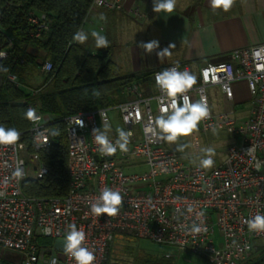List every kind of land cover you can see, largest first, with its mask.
Returning <instances> with one entry per match:
<instances>
[{
	"label": "built area",
	"instance_id": "1",
	"mask_svg": "<svg viewBox=\"0 0 264 264\" xmlns=\"http://www.w3.org/2000/svg\"><path fill=\"white\" fill-rule=\"evenodd\" d=\"M92 7L123 12L135 20L145 15L141 0H92ZM47 19L45 13L29 17L36 37L48 29ZM8 47H12L11 40L7 47L0 46V52L5 53L0 61L8 56ZM177 65L179 71L188 70L197 79L186 94L193 101L207 98L210 115L200 122L202 130L225 128L238 138L223 161L208 169L183 161L150 123L155 114H161L162 106L155 73ZM52 67V62L45 60L41 71L48 73ZM8 78L17 82L15 74ZM240 80L245 81L250 95L248 115L238 119L233 109L213 111L207 88L218 86L226 100L235 102L233 84ZM152 89L146 93L142 85L133 83L126 88L127 101L65 118L70 183L62 197L31 196L23 190L25 177L40 178L48 172L40 151L52 144L50 117L36 104L29 105L40 117L35 123L30 121L28 130L33 150H28L22 132L15 144L0 145V264H51L52 260L75 264L64 254L63 242L58 243L69 224L85 232L84 246L94 250V264H105L112 242L122 234L191 251L210 264H244L250 258L257 241H264V232L250 231L246 224L256 214L264 215V43L236 48L228 60L207 62L196 74L187 63L157 68ZM113 110L118 112L122 128L132 135L128 152L118 150L110 158L99 153L91 133L94 128L103 130L100 113H105L109 138L117 139ZM79 119L84 127L78 125ZM150 126L154 131L148 130ZM249 148L254 150L251 155ZM256 160L261 162L259 170ZM17 168L21 177L14 175ZM104 187L119 190L123 197L115 217H96L90 211ZM194 224L207 231L192 232ZM5 250L18 257H6Z\"/></svg>",
	"mask_w": 264,
	"mask_h": 264
},
{
	"label": "trees",
	"instance_id": "2",
	"mask_svg": "<svg viewBox=\"0 0 264 264\" xmlns=\"http://www.w3.org/2000/svg\"><path fill=\"white\" fill-rule=\"evenodd\" d=\"M91 3L92 0H0V46L5 48L12 41L8 56L0 61V66L8 69L6 73L0 71V124L24 133L28 150L32 151L30 121L24 118L25 111L34 103L50 117L52 144L40 151L48 172L40 178L29 175L23 179L27 195L67 194L70 183L67 116L125 102L129 99L126 88L133 83L142 85L146 93L153 92L155 69L126 71L107 51L106 55L88 52L84 45L72 40L85 23ZM40 13L47 15L48 29L36 37L35 25L29 17ZM45 60H50L53 67L41 74L39 69ZM9 74H15L17 82L10 80ZM38 76L42 81L35 87L32 80ZM54 132L58 134L53 135ZM125 247L130 258L125 264H173L171 256H155L132 246ZM109 254L110 251L105 264H109ZM263 255L264 242L256 243L244 264H252ZM262 261L264 257L255 264Z\"/></svg>",
	"mask_w": 264,
	"mask_h": 264
},
{
	"label": "crops",
	"instance_id": "3",
	"mask_svg": "<svg viewBox=\"0 0 264 264\" xmlns=\"http://www.w3.org/2000/svg\"><path fill=\"white\" fill-rule=\"evenodd\" d=\"M141 5L145 15L138 20L117 11L92 7L81 28L89 33V38L92 31L102 32L104 28L107 34H114L115 50L123 51L111 57L129 72L187 63L196 74L207 62L228 60L236 48L264 43V0H235L228 12L220 9L214 12L209 0H176L171 14L153 12L152 0H141ZM101 15L106 19L101 20ZM129 18L138 25L129 26ZM153 39L159 41L160 47L152 54L138 47L139 42ZM170 44L175 45L170 54L159 59L156 53ZM222 99L229 110L239 102L238 98L230 102L223 95Z\"/></svg>",
	"mask_w": 264,
	"mask_h": 264
},
{
	"label": "clouds",
	"instance_id": "4",
	"mask_svg": "<svg viewBox=\"0 0 264 264\" xmlns=\"http://www.w3.org/2000/svg\"><path fill=\"white\" fill-rule=\"evenodd\" d=\"M235 0H209L211 9L215 12L220 9L228 12L234 5ZM152 10L155 13L171 14L176 8V0H152ZM101 20L106 17L101 15ZM91 37L95 40L97 49L108 48L110 41L106 35L99 31H92ZM89 39V33L78 29L72 36V40L79 44H84ZM138 47L145 53L152 54L154 50L160 47L158 40H151L148 42H139ZM174 44L157 52L159 59L163 55L170 54V49L174 48ZM5 53L0 52V58L4 57ZM0 71L8 72V69L0 66ZM197 79L195 75L188 70L179 71L178 65L166 68L163 71L155 73V83L160 89L162 96L160 98L161 108L160 115L153 118L150 122L159 130L160 138L174 143L179 137L189 136L198 128V124L207 119L210 115L207 98L201 96L198 100L193 101L186 93L195 85ZM167 101V103H165ZM100 117L104 119L103 130L101 127L94 128L91 135L94 137L95 143L98 146V151L102 156L112 157L117 151L127 153L130 137L132 133L125 131L123 128H118L117 139L113 142L108 135L110 125L107 123L106 114L100 113ZM24 118L35 123L40 117L35 108L29 107L24 113ZM78 125L84 127L83 120L79 119ZM149 131H154L151 126ZM57 135L58 133H52ZM155 134V132H154ZM21 132L15 127H5L0 124V145H12L20 140ZM184 146H178V151H183ZM254 150L249 148L247 152L249 155ZM203 156L199 160L201 168H211L214 165L213 157L215 150L211 147L202 149ZM255 168H261V162L256 160ZM14 175L21 177L23 175L21 169L17 168ZM123 203V197L119 190H113L109 187H104L96 200L91 203L90 211L96 217L106 215L107 217H115L119 214ZM191 211V209H189ZM203 216V213H200ZM247 227L253 232H264V215L256 214L254 217L246 221ZM207 231L206 228H201L199 225H193L191 231L199 233ZM86 234L83 230L77 228L75 224H69L68 230L63 241V251L66 256L74 259L75 264H94L96 259L94 250H90L84 246ZM51 264H57L56 260H52Z\"/></svg>",
	"mask_w": 264,
	"mask_h": 264
},
{
	"label": "rangeland",
	"instance_id": "5",
	"mask_svg": "<svg viewBox=\"0 0 264 264\" xmlns=\"http://www.w3.org/2000/svg\"><path fill=\"white\" fill-rule=\"evenodd\" d=\"M90 11V10H89ZM121 15L127 17L128 15L120 12ZM127 20V19H126ZM127 23L129 26L134 28L138 23L132 19H128ZM99 31V30H98ZM101 32V31H100ZM108 30L106 28L101 32L106 35L110 41L108 48L97 49L95 46L94 38H89L84 44L88 52L101 53L107 51L111 57H115L117 54H121L122 49L116 51L115 46L117 45V39L115 35L107 34ZM106 53V52H105ZM124 53V52H123ZM111 57V58H112ZM41 70V69H39ZM124 70H126L124 68ZM41 74H44L40 71ZM42 81V77L38 76L36 79L32 80L33 86H37ZM236 98L239 99L238 104L233 107L234 116L238 119H244L248 115V111L251 107L250 95L248 89L245 85L244 80L237 81L233 84ZM208 94L210 96V104L213 111H224L229 110L224 100L222 99V93L218 86H210L207 88ZM153 106L154 103H153ZM113 128H122V123L119 119V114L116 110L111 112ZM159 116L155 114V117ZM237 137L225 128L215 127L205 132L202 130V126L199 123L197 130H195L189 136L179 137L177 142L170 143L165 141L167 147L173 149L177 152L183 161L190 163H199L200 158L203 156L202 149L211 147L215 150V155L213 157L214 165L219 164L223 161L227 149L234 143L237 142ZM183 145V151H178V146ZM32 174V171H29ZM117 238L112 242L109 254V264H125L130 261L127 255L125 246H132L133 248L140 249L145 253L155 255V256H169L173 259V264H210L206 258L202 255L193 253L191 251H179L175 247L169 244L158 243L149 238H136L132 236L117 235ZM264 241H257V243ZM4 255L8 258L18 257L16 253L10 250H5ZM256 256V253L254 254Z\"/></svg>",
	"mask_w": 264,
	"mask_h": 264
},
{
	"label": "water",
	"instance_id": "6",
	"mask_svg": "<svg viewBox=\"0 0 264 264\" xmlns=\"http://www.w3.org/2000/svg\"><path fill=\"white\" fill-rule=\"evenodd\" d=\"M103 55H106V53L103 52ZM110 158H112V157H110ZM63 241H64V239H60L58 243H62ZM263 257H264V255L261 256L256 262H258L259 260H261ZM256 262H254V263H252V264H255Z\"/></svg>",
	"mask_w": 264,
	"mask_h": 264
}]
</instances>
